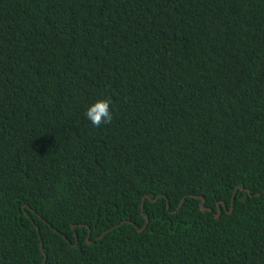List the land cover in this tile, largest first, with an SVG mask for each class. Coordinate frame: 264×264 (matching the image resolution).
<instances>
[{
  "label": "trees",
  "instance_id": "1",
  "mask_svg": "<svg viewBox=\"0 0 264 264\" xmlns=\"http://www.w3.org/2000/svg\"><path fill=\"white\" fill-rule=\"evenodd\" d=\"M0 264H264V0H0Z\"/></svg>",
  "mask_w": 264,
  "mask_h": 264
},
{
  "label": "clouds",
  "instance_id": "2",
  "mask_svg": "<svg viewBox=\"0 0 264 264\" xmlns=\"http://www.w3.org/2000/svg\"><path fill=\"white\" fill-rule=\"evenodd\" d=\"M112 99L108 96H101L90 103L84 113L85 118L94 127L109 124L112 120Z\"/></svg>",
  "mask_w": 264,
  "mask_h": 264
},
{
  "label": "water",
  "instance_id": "3",
  "mask_svg": "<svg viewBox=\"0 0 264 264\" xmlns=\"http://www.w3.org/2000/svg\"><path fill=\"white\" fill-rule=\"evenodd\" d=\"M204 201H205V199H202V203H201V208H202V210H207V207L206 206H204Z\"/></svg>",
  "mask_w": 264,
  "mask_h": 264
}]
</instances>
